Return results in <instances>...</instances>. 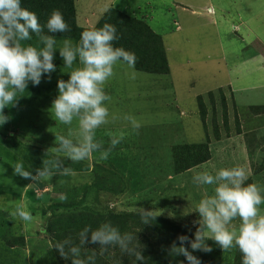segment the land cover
Wrapping results in <instances>:
<instances>
[{
    "label": "rangeland",
    "instance_id": "374dc122",
    "mask_svg": "<svg viewBox=\"0 0 264 264\" xmlns=\"http://www.w3.org/2000/svg\"><path fill=\"white\" fill-rule=\"evenodd\" d=\"M191 1L201 5L190 7ZM219 5L226 7L229 13H224L225 8ZM75 6L78 10L77 22L82 28L84 16H90L87 17L90 23L91 20H98L109 8L144 19L166 43L172 69L170 84L173 80L175 90L170 87L169 95L163 88L165 78L156 79L151 74L136 70L135 78H132V70L126 64H117L114 76L105 85V91L111 97L108 104L110 114L115 119L95 132V139L102 145L101 151L109 150V156L106 160L101 159V151L94 152L88 159L79 161L87 164L88 168L85 166L84 170L73 173L65 169L58 170L54 162L57 158L63 161V165L78 162L49 151L55 146V136L64 135L74 142L82 139L78 120H74L71 125H63L55 119L51 106L58 89L46 93L45 98H50L49 106H29L32 109L31 119L27 120L23 118V113H13L5 108V115L11 119L0 127V196L10 202L7 208L26 205L28 210L49 211L52 203L66 201L62 197H74V201L81 202L86 185L91 186L95 180L94 170L107 173L108 170H120L119 166H122L124 169L121 170L131 181V188H127L126 192L136 194L131 197L146 201L149 196L147 191L156 193L166 203L165 207L152 214H160L164 210L165 218L195 232L197 226L194 221L199 219L195 212L196 203L205 195L213 194L215 187L194 184L195 175L202 171L215 174L221 168L241 166L247 170L252 183L264 184V172L259 174V178L254 176L255 169L264 157V115L257 117L248 111L250 107L264 106V63L261 65L259 62L261 59L264 61V0H75ZM201 8L204 10L200 15L192 14V11ZM207 9L213 10L209 13ZM56 42L57 51L53 61L56 70L50 77L57 75L52 78L53 81H66L68 73L81 65L77 61L73 68L64 66L58 51L63 41ZM48 78L44 77L43 80ZM225 86L231 87L226 100L231 107L236 108L242 134L237 137L232 129L230 138L223 136L221 141H214L212 121L206 124L201 121L197 98H202L207 105L209 100L205 97L209 92ZM129 115L140 121L138 130H133L124 119ZM229 116L230 126L235 127L230 112ZM113 135L123 136L115 147L110 143ZM207 138L210 140V161L176 174L172 166V148L208 141ZM21 160L31 173L28 178L14 171L15 163ZM38 163L48 167L53 173L52 177L63 180L57 179L55 183L58 181V186L66 185L67 189L54 193L51 187L42 188L39 181L41 177L38 179L35 175L37 165L40 167ZM38 181L39 187H36ZM141 190L146 194L140 196L138 193ZM128 194L120 196L100 190L97 197L103 206L101 209L114 208L118 213L125 210L122 199H126ZM92 197L95 198V192L89 191L87 202H92ZM260 208L261 214H264V205ZM0 210L3 215L1 219L5 218L11 229L15 225L16 228L21 224L24 226L10 211ZM38 218L27 225L26 229L31 233L28 236L33 238L32 244L38 243L40 247L47 246L49 249V234L34 235L45 227V222ZM232 223L238 227L240 221L237 218ZM211 251H203V257L199 258L201 264H207L214 255ZM24 252L13 256L22 259ZM223 253L218 263L231 264L235 248L223 250ZM1 257L3 260L0 259V264H6L7 259L0 249ZM178 264H187V261L180 257Z\"/></svg>",
    "mask_w": 264,
    "mask_h": 264
},
{
    "label": "clouds",
    "instance_id": "9594fccd",
    "mask_svg": "<svg viewBox=\"0 0 264 264\" xmlns=\"http://www.w3.org/2000/svg\"><path fill=\"white\" fill-rule=\"evenodd\" d=\"M68 31L69 25L59 10H54L42 25L35 12L22 6V0H0V127L11 119L5 115L4 109L16 106L21 97L19 94L26 91L29 83L38 86L42 77H50L56 70L53 61L57 42L52 34ZM33 34L39 36L42 46L25 43L32 40ZM117 39L116 27L106 23L99 28L84 30L78 43L68 38L63 40L58 51L64 66L73 68L77 61L81 66L68 73L66 81L57 82L58 95L51 109L55 119L63 125L78 120L82 139L74 142L64 135L55 136V146L49 151L75 162L84 161L94 152L101 151L102 145L95 139V132L115 119L110 114L108 104L111 97L105 91V85L114 76L117 64H126L132 70L130 75L135 78L136 55L123 47H115ZM124 119L133 130L141 127L134 116H125ZM122 139V135H113L111 146L115 147ZM108 156L109 150L101 151V159L106 160ZM54 163L58 170H63L62 160L57 158ZM13 168L22 177L31 176L22 160ZM37 173V176L47 178L53 175L48 167L38 169ZM248 180V172L241 166L221 168L215 174L202 171L195 175L194 184L214 185V192L196 203L195 212L199 219L194 221L197 226L194 239L178 235L171 245V254L182 255L187 264H201L193 252L210 251L207 242L211 240L222 250L238 249L242 264H264V214L260 208L264 205V184L247 183ZM7 204L10 202L0 196V209L10 211L25 225L33 222L34 217L26 205L9 209ZM150 213L138 209L143 224H150L155 218ZM237 218L240 221L238 227L232 223ZM78 240V244L70 237L59 240L53 249L65 260L70 259L71 264H96L95 249L89 251L91 255L81 258L85 244H98L100 255L111 247H118L122 253L133 257V264H146L136 235L121 232L111 221H105L95 229L85 226L78 233Z\"/></svg>",
    "mask_w": 264,
    "mask_h": 264
},
{
    "label": "trees",
    "instance_id": "16d2710c",
    "mask_svg": "<svg viewBox=\"0 0 264 264\" xmlns=\"http://www.w3.org/2000/svg\"><path fill=\"white\" fill-rule=\"evenodd\" d=\"M22 6L35 12L42 25L46 24L49 16L54 10H59L63 14L65 21L68 23L70 31L52 34L55 35L56 40L63 41L65 38H68L75 43H78L80 35L84 30L99 28L106 23L114 25L117 29L118 36V39L114 41V46L123 47L124 49L135 53L137 58L135 70L141 73L151 74V76L156 79L165 78L163 88L167 94L170 95V87L173 91L175 90L174 84L172 83L173 80L170 84L172 69L168 59L169 52L166 43L144 19H138L122 10L120 11L115 8H109L106 12L100 15L98 20H94L93 22L91 20L90 23L87 22L88 24L86 23V20L88 21L87 17L89 15L84 16L82 23L84 27L82 28L77 22L78 10L75 6V0H22ZM45 34H47L46 28ZM25 43L32 44L33 46H42L40 44L39 36H36L35 34H33L32 40ZM259 62L261 65L264 63L263 59ZM55 76L57 75H53L46 80H43L44 77H42L43 81L41 80V83L38 86H33L29 83L26 91L19 94L21 97L18 99L16 106L7 109L13 113L18 112L21 115L23 113V118H26L27 120L31 119L30 116L32 113L30 115V112L32 109H30L29 106L35 108L39 105L49 106L48 103L50 98H45V95L48 91L57 90V81L52 80ZM230 89L231 87L228 86L227 88V86H225L224 88L217 89L215 92H209L205 97L206 100L207 98L209 100V104L207 105L204 104L202 98H197L201 121L203 124H206L209 120L212 121L214 141H221L223 136H225V138H230L229 136H232V129L236 136L242 134L239 118L235 111L236 108L231 107L226 100V95ZM248 111H251L257 117H261L264 115V106L250 107ZM229 112L233 116L232 119L234 118L235 120V127L230 126ZM253 136H255V134H253ZM207 140L208 141L191 144H181L172 148V166L176 174L189 171L210 161L212 158L209 148L210 140L208 138ZM20 143L23 144L22 142ZM251 155L253 154L251 153ZM38 164L40 165V163ZM85 166L88 168L87 164L80 162L69 163L68 165H63V169L67 172L73 173L75 171L84 170ZM43 167L44 165H40V167L37 165V169H43ZM119 167L120 170H108L107 173H99L97 170H94L96 172L95 180L91 186L86 185L84 189V192L86 193L83 194L81 202L74 201V197H68L64 198V200H66L65 202L52 203L49 207V211H38L36 209L30 210L34 219L40 216L39 218L45 222L44 229H46V231L38 229L39 231L37 233L45 232L49 234L51 237L52 248L57 241L69 237L78 244V233L85 226L90 225L95 229L99 224L105 221H111L113 225L119 227L121 232H130L136 235L137 241L141 245L142 255L145 258L146 264H178V259L183 256L172 255L171 245L176 241L178 235H188L190 238L194 239V232H190L184 227H181L179 223L165 218L164 210L160 214L150 213V215L155 218L150 224H143L138 215V209H142L145 212L156 213L158 210L162 209V207H165L166 201L159 198L156 193H153L150 190L147 191L149 196L146 201L137 197H131L135 193L128 194L126 192L127 188H131V181L128 180L126 173L121 170L124 169V167ZM262 172H264V157L255 169L254 176L259 178V174ZM35 175H38L37 171ZM39 177L40 176H38V179ZM41 178L39 181L44 189L51 187L53 188L54 193H61L67 189L66 185L63 187L60 185L58 186V181L55 183L57 179L61 180L60 178L56 179L52 176L47 180ZM39 181L36 187H39ZM136 183H138V180ZM247 183H252V180L250 179ZM100 190L110 194H120V196L128 194L126 199H122V202L125 204L124 206H126L125 210L118 211L117 213L114 208L109 209L104 207L101 209L103 206L99 204L97 197ZM89 191L95 192V198L92 197V200L94 199L92 202H87L89 201ZM71 193H73L72 190ZM138 194L143 196L146 193L141 190ZM128 198L131 199L129 200ZM1 212L2 211L0 210V235L2 237L0 243L2 241L4 244H2L3 248L0 247V249L5 256L6 242L13 247L25 246L26 239L24 236L27 232L28 234L31 233L26 229L27 225L25 224L24 226L21 224L19 228H16L15 225L14 229H11L10 226L6 224V219H1V216H3ZM22 230H25V235L21 233ZM207 243L211 250H213L211 252L214 254L210 257L207 264H219L218 260L221 259L223 256L222 254L225 253H223V250L217 246L214 241L209 240ZM177 246H179L178 242ZM185 246L187 247V245ZM84 247L85 249L82 248L81 250V258H86L88 255H91V252L89 251L95 249L97 253L96 264H133V257L122 253L118 247L109 248V250L103 255H100L98 244H85ZM53 252L60 264H71L70 259L65 260L55 251V249H53ZM202 254V250L193 252V255L198 258H202ZM0 259L1 261L3 260L2 257ZM231 259V264H242V256L238 249L235 248V253Z\"/></svg>",
    "mask_w": 264,
    "mask_h": 264
},
{
    "label": "crops",
    "instance_id": "0c3cea01",
    "mask_svg": "<svg viewBox=\"0 0 264 264\" xmlns=\"http://www.w3.org/2000/svg\"><path fill=\"white\" fill-rule=\"evenodd\" d=\"M190 3H191V5H188L190 7H199L201 5V4H198V3L195 4L192 1ZM215 6H217V5H215ZM220 7L221 8L222 7L225 8V9H223V12L224 13H229L226 10V7H224V6H220ZM203 10H204V8H201V10H199V11H192V14L194 15V13H197L198 15H200V12L201 11L203 12ZM212 10L213 9H207V11L209 13H211ZM87 22L88 21L86 20V23ZM214 24L215 23H213V25ZM199 33H201L203 35L205 34V33H202V32H199ZM256 61L258 62L257 59H256ZM36 219H34V220H36ZM21 233L25 235V230H22ZM41 234L42 235H46L45 232H43V233H37V234H34V235L39 236ZM28 235H30V234H28V232H27V234L24 236L25 239H26L25 246L23 245V246H19V247H13L12 245H9L8 242L5 243V257L7 259L5 261L6 264H60L59 261H58V259L55 256L54 252H53V248H52V244H51V237L50 236H48L49 237L48 238L49 239V241H48L49 249H48L47 246H46V248L40 247V245L38 243H33L32 244L31 240H33V238L30 237V236H28ZM2 244H4V243L1 241L0 247L3 248V245ZM50 247H51V252H50ZM23 251H26V253L24 252V254H23L24 255L23 256L24 258L21 259L19 257H14L13 256V255L17 256V255L20 254V252L23 253ZM47 257H48V259H47ZM47 260H49V262L48 263H45ZM56 260H57V263H55Z\"/></svg>",
    "mask_w": 264,
    "mask_h": 264
}]
</instances>
